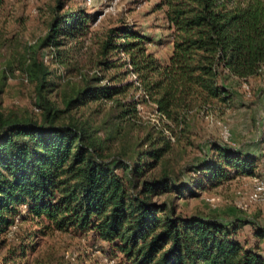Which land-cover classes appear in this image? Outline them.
<instances>
[{
	"label": "trees",
	"instance_id": "trees-1",
	"mask_svg": "<svg viewBox=\"0 0 264 264\" xmlns=\"http://www.w3.org/2000/svg\"><path fill=\"white\" fill-rule=\"evenodd\" d=\"M70 1L54 0L46 32L21 59L38 121L0 106V238L18 224L34 227L1 264H19L38 239L53 234L89 238L116 264H264V229L253 219L183 215L172 204L227 180L264 178V146L259 156L212 141L208 155L189 168L178 164L177 172L170 158L195 116L233 107L229 80L261 75L264 0H160L170 31L167 60H157L148 38L120 23L98 42L95 71L57 104L47 96L67 81L56 82L46 63L64 69L62 47L78 42L97 15L62 12ZM88 103L103 107L97 124L70 115ZM145 105L158 126L136 123L137 107ZM180 169L193 181L181 180ZM245 226L252 244L238 237Z\"/></svg>",
	"mask_w": 264,
	"mask_h": 264
},
{
	"label": "rangeland",
	"instance_id": "rangeland-1",
	"mask_svg": "<svg viewBox=\"0 0 264 264\" xmlns=\"http://www.w3.org/2000/svg\"><path fill=\"white\" fill-rule=\"evenodd\" d=\"M108 1L101 3L100 0H95L91 7H86L83 0H71L62 10L81 11L85 16L95 13L97 15L95 22L88 25L84 36H80L78 42L66 43L62 47V50L67 52L64 69L56 67L52 61L46 63L56 82H59L58 76H62L61 83L67 81L64 85L59 84L57 91L47 96L57 104L63 92L68 93L71 88L80 86L82 79L90 77L95 71L93 59L98 42L107 29L120 23L147 37L149 40L146 44L147 51L161 63H164L170 54V31L164 20L163 8H158L160 0H125L118 5L113 14L100 16ZM53 2L54 0H5L0 10V72L4 71L6 76L0 93V106L15 108L34 121H38L39 117L33 112V87L24 81L21 59L27 55L29 57L30 50L35 51L34 43L46 32ZM39 54L42 58L47 52L41 50ZM110 74L111 71L106 76ZM227 84L233 92V107H220L219 110L208 114L202 113L192 119L190 131L178 136L174 155L170 157L175 172L178 171V164L179 166L185 164L184 166L189 168L201 161L209 154L208 146L212 141L225 142L241 151L261 155L260 151L264 146L259 143L264 129V69L257 78L246 82L229 80ZM102 108H98L95 103H88L85 107L71 111L70 115L75 120H88L97 124L102 115ZM137 111L136 123L141 127L147 124L156 126L160 124L150 105L138 106ZM134 133L141 135L142 131L136 127ZM113 150L112 148L110 151ZM180 170L181 180L193 181V174ZM251 189L249 178L231 179L214 188L196 189V197L173 200L172 204L179 214H216L224 221L234 218L253 219L259 228L264 229V202L250 205L243 213L237 211L238 206L247 203ZM32 230L34 227L29 223L18 224L17 229L12 228L7 236L1 237L0 241L3 244H0V259L7 249L16 247L24 241L26 234ZM238 237L241 241L248 240L249 244L255 240L248 226L239 231ZM259 247L263 252L264 241ZM19 264H110V262L89 238L53 234L38 239L34 250L28 251ZM112 264H116V261H112Z\"/></svg>",
	"mask_w": 264,
	"mask_h": 264
},
{
	"label": "built area",
	"instance_id": "built-area-1",
	"mask_svg": "<svg viewBox=\"0 0 264 264\" xmlns=\"http://www.w3.org/2000/svg\"><path fill=\"white\" fill-rule=\"evenodd\" d=\"M125 0H109L105 8L102 10L100 16L104 14H113L117 9L118 5ZM95 0H83V5L86 7H91ZM100 2H105V0H100ZM264 69V68H263ZM252 189L247 197V203L241 204L237 209L241 212L247 211L250 205L264 202V178H250ZM112 264V262H110Z\"/></svg>",
	"mask_w": 264,
	"mask_h": 264
}]
</instances>
